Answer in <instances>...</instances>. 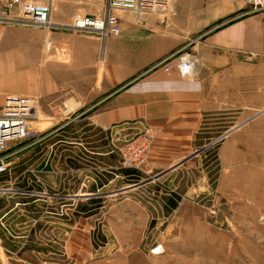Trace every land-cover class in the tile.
Wrapping results in <instances>:
<instances>
[{
	"label": "rangeland",
	"instance_id": "1",
	"mask_svg": "<svg viewBox=\"0 0 264 264\" xmlns=\"http://www.w3.org/2000/svg\"><path fill=\"white\" fill-rule=\"evenodd\" d=\"M118 15L123 31L134 30V13ZM42 30L0 24V111L10 97L39 101L37 118L28 123L34 136L9 143L5 152L18 151L0 175V209L28 203L45 210V221L56 218L55 229L30 230L43 246V263L264 264V59L241 54L249 61L239 63L235 86L222 84L219 109L201 121L191 154L161 170L150 162L161 137L150 123L133 119L104 129L92 119L143 72L161 70L155 68L160 61L188 57L191 76L175 67L162 71L195 81V54L179 48L134 72L131 52L120 63L134 73L110 85L106 72L115 59L103 49L108 38L72 29L84 45L99 38L100 47L90 67L70 75L64 67L71 63L70 46L52 50ZM71 87L78 94L72 105L64 100ZM148 105L154 122L159 103ZM139 150L143 164L136 162Z\"/></svg>",
	"mask_w": 264,
	"mask_h": 264
},
{
	"label": "crops",
	"instance_id": "2",
	"mask_svg": "<svg viewBox=\"0 0 264 264\" xmlns=\"http://www.w3.org/2000/svg\"><path fill=\"white\" fill-rule=\"evenodd\" d=\"M36 2L51 4L50 22L58 27H69L78 17H101L106 4V0ZM247 2L169 0L166 12L156 18L143 15L136 20L134 17L136 25L131 32L123 31L119 24L117 38L108 37L104 41V51L115 59L112 69L106 72L110 85L120 83L128 75L151 66L179 48L195 54L198 73L193 81L180 77L176 71L168 74L162 70L143 72L141 78L109 102L111 107H104L97 116L101 118L92 119V123L105 129L115 122L144 119L146 125L150 123L157 135H161L157 138L158 150L153 152L154 158L150 161L152 165L164 170L184 160L192 152L194 135L203 118L214 117V111L219 109L216 102L222 100V84L235 86L239 63L243 66L249 61L241 54L255 53L264 59V11L250 14ZM42 34L53 42L52 50L62 43L70 46L71 63L64 66L69 68L70 75L72 69L90 67L100 47L99 38L92 37L88 45H84L83 39L71 30L44 29ZM131 52L135 59L134 72L128 71L125 63H120L131 58ZM74 61H78L77 64H72ZM46 66L55 67L54 63ZM107 66H110L109 62ZM74 79L70 76V85ZM64 100L70 105L76 103L77 92L71 87ZM152 100L159 103L158 119L154 122L148 113V104ZM1 211L5 212L6 219L0 217V264H30V261L32 264H47L43 263L45 253L39 248L43 246L29 234L30 230H42L46 224L55 229L56 218L45 221V210L40 211L39 206H29L28 203H15Z\"/></svg>",
	"mask_w": 264,
	"mask_h": 264
},
{
	"label": "built area",
	"instance_id": "3",
	"mask_svg": "<svg viewBox=\"0 0 264 264\" xmlns=\"http://www.w3.org/2000/svg\"><path fill=\"white\" fill-rule=\"evenodd\" d=\"M249 13L264 11V0H248ZM169 0H106L102 17H78L70 29L82 33L97 34L102 40L120 33L119 12H132L137 19L146 14L164 13ZM51 4L49 2H31L27 0H0V24H19L45 30L55 29L50 22ZM177 68L183 77L191 76L194 62L188 57L180 56L174 64L160 61L155 68L165 72ZM39 101L29 97L8 98L0 111V175L5 173L10 165L9 157L17 155L18 151L5 155L8 144L23 138L33 137L28 123L37 118L36 110ZM143 150L136 154V162L144 163Z\"/></svg>",
	"mask_w": 264,
	"mask_h": 264
},
{
	"label": "trees",
	"instance_id": "4",
	"mask_svg": "<svg viewBox=\"0 0 264 264\" xmlns=\"http://www.w3.org/2000/svg\"><path fill=\"white\" fill-rule=\"evenodd\" d=\"M125 172L127 173L128 171H125ZM129 172H130V171H129ZM132 174H133V173H132ZM134 174L138 175L137 172H135ZM134 174H133V176H134Z\"/></svg>",
	"mask_w": 264,
	"mask_h": 264
},
{
	"label": "water",
	"instance_id": "5",
	"mask_svg": "<svg viewBox=\"0 0 264 264\" xmlns=\"http://www.w3.org/2000/svg\"><path fill=\"white\" fill-rule=\"evenodd\" d=\"M11 98V97H10Z\"/></svg>",
	"mask_w": 264,
	"mask_h": 264
}]
</instances>
